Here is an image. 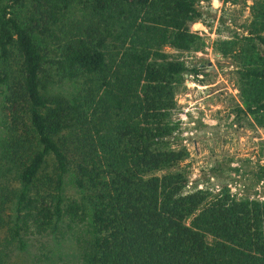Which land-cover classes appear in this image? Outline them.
Returning <instances> with one entry per match:
<instances>
[{"label":"trees","instance_id":"trees-1","mask_svg":"<svg viewBox=\"0 0 264 264\" xmlns=\"http://www.w3.org/2000/svg\"><path fill=\"white\" fill-rule=\"evenodd\" d=\"M206 1L0 0V264L67 218L89 222L81 264H264V201L159 175L186 156L163 148L178 78L202 74L164 49L203 50ZM252 13L253 45L215 49L240 60V112L264 128V0Z\"/></svg>","mask_w":264,"mask_h":264},{"label":"rangeland","instance_id":"rangeland-1","mask_svg":"<svg viewBox=\"0 0 264 264\" xmlns=\"http://www.w3.org/2000/svg\"><path fill=\"white\" fill-rule=\"evenodd\" d=\"M254 0H210L202 2L203 17L190 25L203 43L200 52L166 53L186 61L202 71L199 76L185 74L178 78L173 115L176 130L163 148L186 152L183 162L168 171H185L192 189L219 192L228 189L240 199L264 201V128L245 109L240 90V60L224 57L216 51L218 41L237 38L241 45H253L248 26L253 21ZM238 52V51H237ZM264 53V52H263ZM55 85L70 90L68 81L56 78ZM0 107V139L5 133V115ZM67 198L81 199L73 177L65 184ZM89 222L67 218L59 229L46 236L32 235L26 247L14 245L10 264H81L78 240L88 234ZM4 234H0V241Z\"/></svg>","mask_w":264,"mask_h":264}]
</instances>
